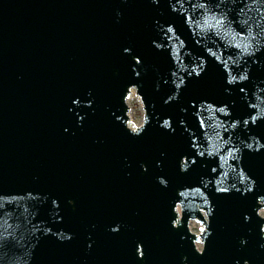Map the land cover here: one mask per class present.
Listing matches in <instances>:
<instances>
[{
  "label": "water",
  "instance_id": "95a60500",
  "mask_svg": "<svg viewBox=\"0 0 264 264\" xmlns=\"http://www.w3.org/2000/svg\"><path fill=\"white\" fill-rule=\"evenodd\" d=\"M0 264H264V0H0Z\"/></svg>",
  "mask_w": 264,
  "mask_h": 264
},
{
  "label": "rangeland",
  "instance_id": "374dc122",
  "mask_svg": "<svg viewBox=\"0 0 264 264\" xmlns=\"http://www.w3.org/2000/svg\"><path fill=\"white\" fill-rule=\"evenodd\" d=\"M128 104L130 106L129 115L131 117V123L136 127L139 122L143 121L144 110L139 96H137L135 90L131 92L128 99ZM203 225L195 220L190 222V228L197 231L198 234L201 232Z\"/></svg>",
  "mask_w": 264,
  "mask_h": 264
}]
</instances>
